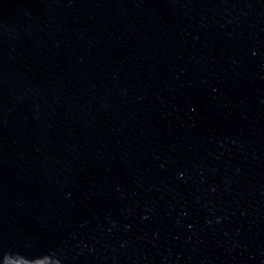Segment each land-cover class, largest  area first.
Masks as SVG:
<instances>
[{"label": "water", "instance_id": "obj_1", "mask_svg": "<svg viewBox=\"0 0 264 264\" xmlns=\"http://www.w3.org/2000/svg\"><path fill=\"white\" fill-rule=\"evenodd\" d=\"M98 0H0V264H16Z\"/></svg>", "mask_w": 264, "mask_h": 264}]
</instances>
